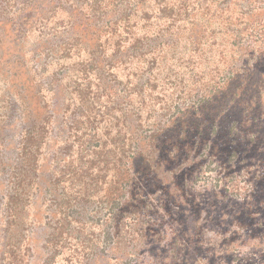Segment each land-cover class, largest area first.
I'll return each instance as SVG.
<instances>
[{"label":"rangeland","instance_id":"374dc122","mask_svg":"<svg viewBox=\"0 0 264 264\" xmlns=\"http://www.w3.org/2000/svg\"><path fill=\"white\" fill-rule=\"evenodd\" d=\"M0 264H264V0H0Z\"/></svg>","mask_w":264,"mask_h":264},{"label":"trees","instance_id":"16d2710c","mask_svg":"<svg viewBox=\"0 0 264 264\" xmlns=\"http://www.w3.org/2000/svg\"><path fill=\"white\" fill-rule=\"evenodd\" d=\"M33 126V125H32ZM32 126L25 131V133L21 136L20 141L17 145L18 153L16 154V158L13 161V165L11 166V176L14 180L18 179L19 175H23L24 177L28 175V173L36 172L37 170V156L35 154L36 144L38 141V131L33 132ZM12 184H22L16 181L10 182ZM17 190H13L11 193H15ZM10 194L9 198L16 199L17 195Z\"/></svg>","mask_w":264,"mask_h":264}]
</instances>
